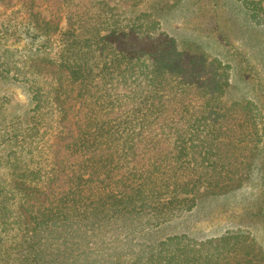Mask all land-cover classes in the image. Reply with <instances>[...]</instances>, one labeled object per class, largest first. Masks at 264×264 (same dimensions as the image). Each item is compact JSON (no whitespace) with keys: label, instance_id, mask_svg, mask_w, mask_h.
Listing matches in <instances>:
<instances>
[{"label":"trees","instance_id":"16d2710c","mask_svg":"<svg viewBox=\"0 0 264 264\" xmlns=\"http://www.w3.org/2000/svg\"><path fill=\"white\" fill-rule=\"evenodd\" d=\"M146 1L24 0L28 21L0 24V75L33 104L11 116L0 90V264H264V86L231 99L235 67L135 11ZM43 2L65 31L32 13ZM233 2L264 27V0ZM253 177L252 210L194 235L201 188Z\"/></svg>","mask_w":264,"mask_h":264},{"label":"rangeland","instance_id":"374dc122","mask_svg":"<svg viewBox=\"0 0 264 264\" xmlns=\"http://www.w3.org/2000/svg\"><path fill=\"white\" fill-rule=\"evenodd\" d=\"M23 1L15 0L16 3L12 6H0V24L26 23L30 13L29 9L23 7ZM135 11L153 13L162 22L164 31L179 43H185L187 47L206 52L211 58L218 57L232 64L235 75L229 94L231 99L254 97L258 94L256 88L253 89L245 81H256L253 76L260 79L264 86V27L251 24L234 5L233 0H147ZM32 13H39L41 19L57 23L62 31L68 28L63 14L53 13L47 3L34 7ZM217 24L221 27L218 34L215 33ZM8 37L9 44L17 39L13 31L8 33ZM224 37H228L232 45H228ZM17 45L20 49L24 47L22 41H18ZM56 45L54 47L58 50ZM249 66L255 68V74L249 73ZM6 80L7 77L0 75V90L11 101L8 104V114H26L33 107L28 87L20 83L4 82ZM257 185L258 180L253 177L244 186L220 196L201 188L197 192L201 208L194 220L197 222L196 226L192 227L194 235L200 238L216 237L238 223L240 216L252 210L251 206L258 195ZM176 230L178 229L173 226L163 230L160 236ZM256 233L263 241V230L259 229Z\"/></svg>","mask_w":264,"mask_h":264}]
</instances>
